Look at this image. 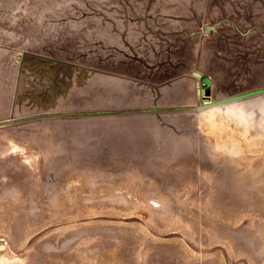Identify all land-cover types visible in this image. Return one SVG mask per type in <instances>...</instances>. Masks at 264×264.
I'll list each match as a JSON object with an SVG mask.
<instances>
[{
    "label": "rangeland",
    "instance_id": "rangeland-1",
    "mask_svg": "<svg viewBox=\"0 0 264 264\" xmlns=\"http://www.w3.org/2000/svg\"><path fill=\"white\" fill-rule=\"evenodd\" d=\"M0 73V264H264V0H0Z\"/></svg>",
    "mask_w": 264,
    "mask_h": 264
},
{
    "label": "crops",
    "instance_id": "crops-1",
    "mask_svg": "<svg viewBox=\"0 0 264 264\" xmlns=\"http://www.w3.org/2000/svg\"><path fill=\"white\" fill-rule=\"evenodd\" d=\"M100 79H103V81L107 84V87L111 86L113 84V81H114V78L113 77H108V76H106V77L105 76H101ZM0 80H1V73H0ZM1 91H2V88H1V82H0V104H1ZM74 94L75 93L73 91V87L72 86L69 87L67 90H65V92L63 93L64 96H72ZM108 105L110 106L112 104L110 103ZM109 106H107V107H109ZM0 112H1V106H0Z\"/></svg>",
    "mask_w": 264,
    "mask_h": 264
},
{
    "label": "water",
    "instance_id": "water-1",
    "mask_svg": "<svg viewBox=\"0 0 264 264\" xmlns=\"http://www.w3.org/2000/svg\"><path fill=\"white\" fill-rule=\"evenodd\" d=\"M194 75H196L197 77H199V76H200V74H199V73H197V72H194ZM205 81L207 82V79H205Z\"/></svg>",
    "mask_w": 264,
    "mask_h": 264
}]
</instances>
